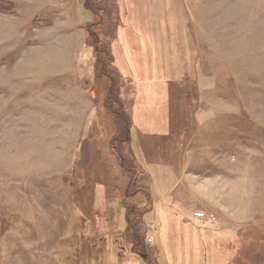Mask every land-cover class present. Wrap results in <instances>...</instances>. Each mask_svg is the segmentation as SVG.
I'll use <instances>...</instances> for the list:
<instances>
[{
    "label": "rangeland",
    "instance_id": "obj_1",
    "mask_svg": "<svg viewBox=\"0 0 264 264\" xmlns=\"http://www.w3.org/2000/svg\"><path fill=\"white\" fill-rule=\"evenodd\" d=\"M45 1L0 0V264H139L124 240L100 236L72 208L68 179L97 106L86 86L92 15L85 0H63L73 16L57 19ZM118 5L114 43L132 74V142L145 170L136 183L151 186L144 229L154 264H264V0ZM71 20L73 30L53 29ZM59 54L75 62L52 74ZM110 198L120 233L119 198Z\"/></svg>",
    "mask_w": 264,
    "mask_h": 264
},
{
    "label": "trees",
    "instance_id": "obj_2",
    "mask_svg": "<svg viewBox=\"0 0 264 264\" xmlns=\"http://www.w3.org/2000/svg\"><path fill=\"white\" fill-rule=\"evenodd\" d=\"M84 7L92 15L85 29L86 46L92 49L91 58L86 64H92L93 78L86 82V86L95 96L97 106L92 117L96 116L93 124L92 118L90 119L92 124L90 132L83 139L80 157L75 161L79 163L77 168L81 169L75 168L68 179L72 192V208L78 211L81 209L100 236L107 235V239L111 238L116 241L121 238L132 254L141 256L146 264H154L156 261L152 256V250L147 245L144 229V218L151 212L153 202L150 193L151 186L136 183L139 176L145 175V170L133 149L134 112L128 102L131 98L127 97V94L132 91L131 82L119 69L114 53V42L121 26V10L118 0H85ZM104 26L108 28V34L107 31L102 32L101 29ZM105 37H107L106 41ZM103 83L107 87L101 94L103 100H99V84ZM167 91L168 95L165 94L164 100L169 104V84ZM169 108H171V103ZM99 131L103 133L106 131L105 136ZM94 132L99 136L95 152L92 146ZM141 152H143L142 148ZM94 157L97 163L95 166H99L96 171L92 168ZM82 167L85 170H82ZM77 171H80V175ZM76 182L78 187L82 186L78 194L72 187ZM99 189L104 193L100 194ZM111 195H118L119 198L120 222L117 221V224L122 231L120 233L115 227L117 214L113 217ZM142 197L147 201L146 206L134 201ZM80 240L84 245V239ZM138 258L136 261L140 264L141 261Z\"/></svg>",
    "mask_w": 264,
    "mask_h": 264
},
{
    "label": "crops",
    "instance_id": "obj_3",
    "mask_svg": "<svg viewBox=\"0 0 264 264\" xmlns=\"http://www.w3.org/2000/svg\"><path fill=\"white\" fill-rule=\"evenodd\" d=\"M42 2V1H41ZM63 6H64V2H63V0H46L45 1V4H43V7L41 8L42 10H44L45 11V13L48 15V16H53V15H56V17H57V19H58V17L60 16H67V15H69V16H73L70 12H68L67 10H65L64 8H63ZM63 21H66L67 22V20H65V19H62ZM58 21V20H57ZM57 21H55V23H54V27H53V29L54 30H56V31H58V30H63V31H69V30H73L74 28L72 27L73 25V23L75 22V21H73V20H71V21H68L70 24H71V27L69 28V29H65V28H59L60 27V25L57 23L56 24V22ZM45 24L43 25V26H48L49 27V30H51L52 29V27H51V23L50 24H48V18H46L45 19ZM69 23H63L65 26H70V24ZM41 24H43V23H41ZM58 26V27H57ZM77 26L78 25H75V29H77ZM85 44V43H84ZM85 46V45H84ZM115 50H114V53H115V56H116V61H117V65H118V67H119V69L122 71V73L125 75V76H131L132 74H130V72H129V70H128V68H127V65H129V63H126L127 61H126V55H125V53L123 52V49L118 45V44H116L115 43V48H114ZM59 56L60 57H57V61L55 62L56 63V71L55 72H52V74H57L58 72H64V71H66V63H74L75 61H74V59L73 58H70L69 60H66V59H64V56H61V54H59ZM90 56L88 57V60H90ZM81 62L83 63V61L81 60ZM78 65H79V62H78ZM92 66V64H89L88 65V69L90 70V76H88V77H90L89 79H91V78H93V68L91 67ZM130 74V75H129ZM81 96H85V94L84 93H82L81 94ZM154 98V97H153ZM84 98L82 97L81 98V102H82V100H83ZM92 126V124H91V120H90V122H89V124H88V129H87V131L89 130V128Z\"/></svg>",
    "mask_w": 264,
    "mask_h": 264
},
{
    "label": "built area",
    "instance_id": "obj_4",
    "mask_svg": "<svg viewBox=\"0 0 264 264\" xmlns=\"http://www.w3.org/2000/svg\"><path fill=\"white\" fill-rule=\"evenodd\" d=\"M199 217L203 216V214H197Z\"/></svg>",
    "mask_w": 264,
    "mask_h": 264
}]
</instances>
